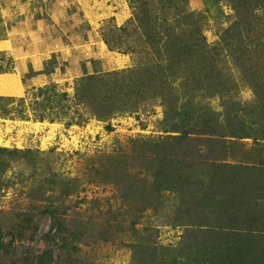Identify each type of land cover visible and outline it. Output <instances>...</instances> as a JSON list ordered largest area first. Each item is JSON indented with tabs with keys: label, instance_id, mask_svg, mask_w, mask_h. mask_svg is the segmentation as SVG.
<instances>
[{
	"label": "rangeland",
	"instance_id": "374dc122",
	"mask_svg": "<svg viewBox=\"0 0 264 264\" xmlns=\"http://www.w3.org/2000/svg\"><path fill=\"white\" fill-rule=\"evenodd\" d=\"M175 1L0 0V225L27 229L13 242L3 234L0 264H137L133 244L145 240L168 258L199 234L153 209L179 202L159 188L152 200L161 168L184 175L189 161L199 173L214 159L264 162L262 140L223 137L213 124L194 132L183 106L193 92L169 74L181 11L214 46L236 27V9L230 0ZM252 28L231 32L248 41ZM222 52V91L194 101L242 114L256 88ZM166 71V87L154 91ZM135 72L147 77L140 91L129 84Z\"/></svg>",
	"mask_w": 264,
	"mask_h": 264
},
{
	"label": "trees",
	"instance_id": "16d2710c",
	"mask_svg": "<svg viewBox=\"0 0 264 264\" xmlns=\"http://www.w3.org/2000/svg\"><path fill=\"white\" fill-rule=\"evenodd\" d=\"M230 1L239 20L236 21L235 28H232L234 24L226 28L227 32L222 35V43L219 45L209 46L205 43L199 26L195 23L188 25L193 14L180 12L183 16L178 15L175 19L178 38H175L173 46L169 48V55L171 54L173 60L169 68L174 70V73L169 71V74L177 80L180 78L179 91L193 92L189 97L182 98L185 100L183 106L187 107V112H184L188 116L187 124L191 118L192 126H196L194 132L203 133L206 129L201 128L198 132L200 127L208 128L213 124L217 132H221V128L227 129L223 137H252L257 143L259 140L264 141V0ZM172 3L177 5L175 0H172ZM242 25L246 32L253 27V39L246 41L240 33L237 37L231 32ZM174 32V28L169 30L170 34ZM149 39L151 40V37ZM255 40L257 42L253 44ZM222 50L227 52L224 56L229 57L231 62L240 66L243 72L252 78L251 82L256 88L257 99L243 107L242 114L226 111L224 115L222 111H211L210 108L194 101L195 94L211 96V91H222V83L225 80L223 68L219 66L224 60L221 57ZM179 69L181 72L177 73ZM150 74L151 80L154 81L155 72L151 70ZM167 74L166 71L158 76L163 79L159 85L153 82L154 91H159L162 86L166 87L164 79ZM146 81L147 77H144L143 72H135L129 84L140 91ZM128 89H131V86ZM169 89L172 90V87L166 88L167 91ZM246 116L249 117L248 125L245 118H242ZM197 117L202 120L201 124L194 120ZM107 128L112 130L113 127ZM188 128H184L182 138L191 134ZM173 154L178 152L174 151ZM193 154L194 151L191 150L189 156L193 157ZM189 162L191 167L188 173L182 175L180 168L172 172L162 167L155 179L159 186L156 185L157 189L152 192L155 194L152 200L157 197L159 188L176 193L179 202L174 199L175 204L164 206L156 200L152 205L154 210H169L170 213L167 214L174 223L185 225L187 228V225H190L188 234L198 233V240L183 242L184 245L174 249L168 258L158 254V249L152 247L155 244L150 245L148 240L139 241L133 244L139 251L136 263L148 264L149 255L153 252L152 264H264V162H227L214 159L212 171L204 169L202 173L196 170L199 168L198 163L194 167V162ZM27 225L30 226L31 221ZM13 231L4 232L0 225V243L3 234L9 233L13 242L16 240L15 235L22 236L27 229L25 231L22 226ZM19 248L22 250V246ZM17 259L21 261L24 257L19 254Z\"/></svg>",
	"mask_w": 264,
	"mask_h": 264
}]
</instances>
